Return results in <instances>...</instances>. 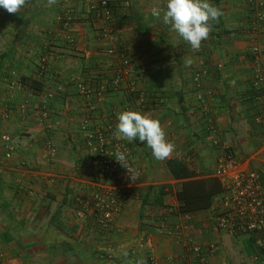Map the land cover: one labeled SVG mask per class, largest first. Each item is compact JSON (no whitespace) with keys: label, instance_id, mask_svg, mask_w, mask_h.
<instances>
[{"label":"crops","instance_id":"1","mask_svg":"<svg viewBox=\"0 0 264 264\" xmlns=\"http://www.w3.org/2000/svg\"><path fill=\"white\" fill-rule=\"evenodd\" d=\"M94 1L57 0L49 6L47 0H31L16 14L0 8V264H135L140 258L146 264L149 258L153 264H197L187 254L188 238L216 245L208 264H264V251H255L251 236H228L214 228L213 210L222 190L214 171L223 154L210 144L192 83V73H199L203 89L213 94L217 139L230 147L242 170L259 173L264 184V84L252 86L257 67L264 66V53L253 54L264 46V0H252V5L249 0H210L223 15L212 22L213 31L199 51L152 16L151 9L163 8L164 0H109L116 42H108L99 36L89 11ZM250 9L262 18H251ZM65 10L73 15L74 46L61 41L57 19ZM109 49L113 55L106 53ZM47 53L50 70L40 79L38 60ZM124 60L146 69L139 79L146 113L158 118L176 148L192 157L185 167L193 176L174 178L169 171L173 163L156 160L146 143L132 141L141 179L114 229L97 232L89 217L79 219L73 210L72 198L86 192L95 177L78 128L87 119L89 130L112 124L114 134L118 114L138 107L125 85H118L102 99L92 97L87 110L77 85L86 80L108 84ZM12 72L27 83L10 90ZM33 81L38 89L30 88ZM47 90L54 93L46 103L50 128L37 114ZM4 135L11 141L10 154L3 148ZM189 181L213 182L217 190L210 208L168 213L180 207L177 196ZM159 197L163 208L156 206ZM185 214L191 219L190 236L174 234ZM109 255L112 259L106 260Z\"/></svg>","mask_w":264,"mask_h":264},{"label":"built area","instance_id":"2","mask_svg":"<svg viewBox=\"0 0 264 264\" xmlns=\"http://www.w3.org/2000/svg\"><path fill=\"white\" fill-rule=\"evenodd\" d=\"M253 1L249 0L250 5H252ZM165 6L166 0L163 1L162 7L164 8ZM250 10L251 18H262L260 12L253 9ZM89 11L94 15V22L97 25L99 36L108 42H116L115 35L111 30L113 9L109 0H95L90 4ZM72 17L71 11L65 10V13L61 14L57 19L59 30L63 35L61 41L70 46H74L76 43L72 31ZM260 52L264 53V46H260L253 54L256 55ZM106 53L113 55L114 51L113 49H109ZM50 58L51 54L49 53L39 58L37 65L39 68V72L37 73L38 78L42 79L50 70ZM258 67L252 79V86L255 89L264 84V66L259 65ZM145 73L146 69L137 67L130 60H124L115 69V73L108 84L102 85L94 80L82 81L77 85L78 94L85 102V108L91 110L92 105L90 100L92 97L102 99L110 87L125 85L127 94L132 96L136 101L137 111L146 113L145 100L147 96L145 91L139 86L140 76ZM18 80L16 72H12L8 80V88L13 90L20 87L21 85ZM201 80L202 78L199 73H192V83L195 85V100L201 114L205 117V131L211 137L210 144L212 148L221 150L223 154L216 160L214 171V176L221 182L222 188L213 210L214 228L217 232L228 236H251L255 251L260 253L264 251V184L259 173L242 170L233 152L230 151V147L217 139L213 114L210 110L213 94L203 89ZM53 99L54 93L47 90L45 92V101L37 108L39 120L42 124H46L47 128L51 127L50 116L52 112L46 103ZM18 110L21 114H24L26 103H22ZM126 110L132 109L128 108ZM86 120L82 121V124L78 128V133L81 135L83 145L89 152L90 165L95 177L88 180L89 188L86 192L74 195L72 198L73 210L77 218L85 219L89 217L91 219L93 231L108 232L114 229L117 216L131 199L134 187L141 179L142 171L134 164L132 159L133 142L118 140L113 134L112 124H106L98 129L89 130ZM262 138L264 139V135ZM1 139L4 151L10 154L12 147L9 144V136L4 135ZM167 139L171 141V138L167 137ZM45 146L50 148V143L46 142ZM117 149L126 154L127 163L133 169L132 172H128L126 168L116 161L114 156ZM174 159L179 160L186 167L190 166L192 161L191 156L185 155L178 148H176V151L170 158L164 161L169 162ZM179 212L178 206L168 209V213L170 214H178ZM183 219V223L175 226L173 232L174 234H178V231H183L190 236L192 230L190 229L191 219L189 214L183 215ZM258 233L262 235L258 236ZM185 248L187 249V254H190L197 264H208L209 258L213 257L217 251L214 243L202 245L196 243L192 238L186 240ZM1 258L2 256L0 255ZM107 259L111 260L112 256H107ZM149 261L153 264L152 258H149ZM251 261L256 262L257 257L252 256Z\"/></svg>","mask_w":264,"mask_h":264},{"label":"clouds","instance_id":"3","mask_svg":"<svg viewBox=\"0 0 264 264\" xmlns=\"http://www.w3.org/2000/svg\"><path fill=\"white\" fill-rule=\"evenodd\" d=\"M30 3L31 0H0V8L9 14H16ZM56 3L57 0H47L49 6ZM151 14L158 19L162 18L163 23L169 25L173 32L190 44L193 51L200 50L202 42L206 41L213 31L212 22H218L223 15L221 9L210 3V0H166L164 8L153 7ZM192 63L191 58L186 61L188 66ZM117 120L114 136L128 142L138 139L141 143H146L156 160H166L176 151L175 144L167 139L165 128L158 118L137 110H124L118 114ZM114 157L128 172L133 171L124 152L117 149ZM123 255L128 257L127 252ZM125 264L133 262L126 260ZM135 264H146V261L140 258Z\"/></svg>","mask_w":264,"mask_h":264},{"label":"trees","instance_id":"4","mask_svg":"<svg viewBox=\"0 0 264 264\" xmlns=\"http://www.w3.org/2000/svg\"><path fill=\"white\" fill-rule=\"evenodd\" d=\"M114 22V18H113ZM113 25V23L111 24ZM39 72V68L37 66L36 70V76ZM20 85L26 84V79L23 77L19 78ZM31 89H38L37 82L33 81L29 84ZM169 163H173L172 166H170V173L172 176L176 179H187L193 176L192 172H189L188 169L182 165L178 161H170ZM216 186H214L213 182H207V181H189L187 183H184L182 185V191L177 196L178 201L180 202L179 211L180 212H192L197 211L201 209H208L211 206V199L216 191ZM162 192H160V196H162ZM160 198V197H159ZM156 206L158 208H163L161 198L158 201V204L156 203Z\"/></svg>","mask_w":264,"mask_h":264},{"label":"rangeland","instance_id":"5","mask_svg":"<svg viewBox=\"0 0 264 264\" xmlns=\"http://www.w3.org/2000/svg\"><path fill=\"white\" fill-rule=\"evenodd\" d=\"M9 144L11 145V141L9 142Z\"/></svg>","mask_w":264,"mask_h":264}]
</instances>
